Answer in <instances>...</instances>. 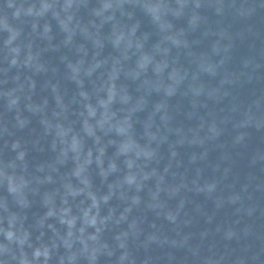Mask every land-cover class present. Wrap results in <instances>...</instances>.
I'll return each instance as SVG.
<instances>
[{"label": "water", "instance_id": "95a60500", "mask_svg": "<svg viewBox=\"0 0 264 264\" xmlns=\"http://www.w3.org/2000/svg\"><path fill=\"white\" fill-rule=\"evenodd\" d=\"M29 2L33 3L36 1L29 0ZM171 2L175 4L176 0H171ZM198 2L201 7L196 8L195 4L197 0H188L189 6L182 10L183 15L181 17H169V24L176 33L172 39L167 38L165 32L158 28L152 18L147 15L142 8L130 6L129 11L134 13V18L132 20L134 21V19H136L138 21V23H133L138 24L136 29V43L139 47L133 48L137 50V53L135 50L131 51V49H126L123 45H118L115 42V33L118 30L116 25L109 21L100 22L99 20H93L91 10L100 7L104 3V0H83L82 7L78 13H84L88 16L90 21L97 24L99 28L106 25L108 28L112 29L113 32L111 33H114V35L107 38L106 45H92L93 47H89L94 48L89 52L93 57L106 62L111 59L112 61L116 59L117 61H115L119 62L122 57L126 58L127 62H129V60L135 56L143 57L142 63L147 68V71L141 78H137V75L134 74L128 77L127 80L129 84L127 81L120 85L118 82L114 83L115 87L119 85L116 90H119V95L125 100L119 103L121 107H134L135 109V106H138L145 109L153 100L152 98L155 97L154 93L156 90L153 86V80L155 79L160 84V69L166 68L170 60L174 61L175 64L180 67L186 66L190 68V70L187 71L186 78L183 80H186V90L181 96L175 95V98L177 100L180 99L179 101L182 102L190 100L194 105L191 107H196L198 109L196 111H189V109H191L189 106L187 110L190 113L185 112L186 118H182L181 123L163 121L160 125L156 126L154 130L145 133L149 138H153L154 135L156 137L157 134L162 138L154 139V142L158 140V142L152 143V148H155V151L151 154V157H154L155 160L150 162H158L160 155L164 154L168 160L160 162L164 164L168 172L179 171L178 167L183 162L179 163L178 155H172L168 150L176 144H185L186 146L194 145L195 153L190 156V158L193 159L200 150L201 144H204V150L206 152L217 161H224L218 171L210 175L212 176L210 185L226 183L227 185L223 184V186L218 184L221 186V188H219L221 190H226L225 193L230 192V194L221 198L220 195L216 194L214 191L212 192L214 196L211 194L209 195V193H206L207 188H204V192L207 194V196L205 195V203H210L211 208H216V211H211V215L206 221H200L199 219L203 217L201 212H204L200 202L202 201L201 195L196 197L198 201L194 199L186 200L185 197L181 198L180 201H175L176 199L168 196L163 202V207L159 215L157 214V217H148V222H141V224L152 230L155 228V233L157 235L159 233L156 229L157 223H162L167 226V233H161L156 236L155 241H164L162 237H166L168 239L166 243L168 244V250L170 252L171 249L173 251L182 247L183 251L179 253H170V261L172 262L184 260L185 264H207L208 261H214L213 253H215L219 257L217 258V262H219V264H225V259L221 257L222 254L219 251V247L223 248L227 246L226 243H228V240H222L227 235V229L231 227L228 224L234 220V215H239L240 220L242 217H246V212L240 210V208L246 206L253 212L262 209L260 211L264 213V174L261 176L258 174L264 171V115H259L258 111L252 106L253 103L251 102L253 100L246 99L245 97L246 95H253L255 98L264 97L262 94L264 91V84L260 81V77L258 76L264 62V39L258 36V34L264 33V5L262 9L256 0H198ZM8 4L9 3H4V9L5 11L11 12ZM259 10H262V12H259ZM241 12H245L246 14L242 15ZM193 17H196V20L193 19ZM130 21L131 20L124 18L122 23L128 25ZM11 23L15 27L23 29L24 35L28 36V34L24 32L25 26L29 24L28 22H23L22 19H16ZM149 25H151L150 29ZM46 26L51 28L54 27V30L57 29L56 27H60L64 30L63 32L67 34L64 40H62V44L48 45L41 40L32 44V52L34 55L37 52H44L50 56L52 61L46 64L48 68L55 70L57 68L56 64L61 61L67 63V60L71 59V57L78 61L80 58L82 59L83 56L87 55L88 52L85 53L80 49L87 48L86 46H79L69 41L71 39H78V37H71V35H75L71 33V25L67 29H63L62 23L54 20L53 22H47ZM68 32L71 35H69ZM256 36L259 39L256 48H260V51H252L251 49L241 47L240 40L255 38ZM173 41H175V43ZM184 44H187L188 47L185 48ZM216 49H218V51ZM2 60L3 56L0 54V62ZM221 61H223V63H221ZM98 67L99 66L96 68ZM23 69L25 72L26 69L29 68ZM207 69H211V71H207ZM173 74L174 72L171 74H164L162 80L165 79V84L172 83V81L167 79L168 75H171L173 80L180 81L182 76L178 77ZM194 77L196 78L194 79ZM88 83V81L85 82V84ZM18 90L19 87H17L14 82L11 83V85L8 83H0V96L5 100H22L23 96ZM29 95L33 96V93ZM225 106L227 107L225 108ZM232 106H236L237 112L242 116L252 117L251 121L253 122L251 124H244L245 118L236 116L241 136L237 135L235 140H232L234 136L231 134H226L220 138L217 137L216 132L213 130L214 128L215 131L218 129L215 124H206L203 128L204 123H199L203 113H210L211 117L214 118L216 116L226 118V109L229 110ZM219 108H224L223 113L218 111ZM1 110L3 113L0 114V121H5L7 118L6 110L4 108ZM203 110L205 112H203ZM244 110H248V113H245ZM129 111L131 110L129 109ZM199 113L200 115H198ZM124 116L128 119L130 113H125ZM145 120L148 121V118L146 117ZM125 124L126 123H124V125ZM129 125L132 128V123H129ZM230 125L231 122L229 123V126ZM21 129H23L24 132H19L18 135L25 136L28 130L24 128ZM56 129L59 130L60 128L57 126ZM148 129L149 127L147 126L143 127L144 131ZM51 132L52 133L47 139V147L49 149H53L55 146L52 145L54 143L52 139L56 131ZM115 146L118 151L120 146L118 144H115ZM140 146V144H137L136 149L141 150L142 148ZM157 146H160V148H157ZM0 153L4 156L7 155L2 148ZM181 157H183V155H181ZM126 162L128 167L133 166L134 163H139L136 158H127ZM239 162L247 166L243 165L240 167ZM4 163L5 161L0 157V166H3ZM74 167L80 168L82 167V163L76 160ZM138 169L144 170L143 167H138ZM185 173L186 172H183V174H179L178 176L173 175L175 178H173L171 174L168 181L173 183L174 181L176 182L177 180L183 179ZM129 176L132 175L129 173ZM256 176L258 177L255 178ZM208 177L209 176L206 178ZM245 177H247L248 180L245 184V190L242 188L241 191L242 193L244 192V196L242 198L238 197L233 201L234 195L232 193L236 192L234 189L244 185L245 182L242 180ZM185 179L187 182L191 181L187 175ZM131 186L136 187V185ZM200 191L203 192L202 189ZM45 196L46 198L53 196V192ZM65 196L66 198L62 200L64 202H62L61 205L66 209L70 206L69 203L73 204V201L69 195L65 194ZM217 198L219 200L218 203H216ZM142 200L143 201H137L135 204L136 207L133 206V208L138 212L152 210L150 198L145 197V200L143 198ZM41 203V207L43 208H47L52 204L50 199H46ZM23 204L24 203L20 201L19 207H22ZM202 206L206 209L208 208L207 205ZM235 208L238 210L234 213ZM119 209L120 203L114 200V211ZM168 211L177 216L175 223L167 217L165 220L158 218V216L163 218ZM196 213L202 215L195 221L202 224L199 230L204 232L203 236L201 234L197 236L193 235L191 232L192 228L188 226V223H190L189 219ZM216 217H218V224L217 221L213 220L215 223L211 227V220L214 218L216 220ZM257 220L264 221V217L261 216ZM245 225L249 226L248 224ZM253 227L256 226H252L251 229H253ZM259 230V236L263 237L264 229L260 228ZM130 231H133L132 227ZM207 232L210 238H208ZM35 233L36 227H32V230L29 232L30 241L35 239ZM104 236L105 233H103V238ZM131 236L132 233H129L128 238ZM240 237H243L242 233H240ZM192 239L193 246L190 245ZM213 239L215 241H213ZM257 239L260 240V237H257ZM259 247V252L255 255L264 260V244L261 245L259 243ZM110 248L114 251V254L109 256L106 252L104 255L97 256L95 264H97L100 258L103 259L101 264H113L117 262L116 256L119 257L120 255L118 244H113ZM124 251L125 250H122L121 253ZM135 260L136 264H145L137 258H135ZM153 264H166V262L159 258V260Z\"/></svg>", "mask_w": 264, "mask_h": 264}, {"label": "clouds", "instance_id": "9594fccd", "mask_svg": "<svg viewBox=\"0 0 264 264\" xmlns=\"http://www.w3.org/2000/svg\"><path fill=\"white\" fill-rule=\"evenodd\" d=\"M83 0H36V2L25 5L21 3L19 6L14 2L8 4L9 8H14L13 17L20 20L22 17L30 18L32 35L39 39H49L47 22L49 17L56 22L71 25L73 31L79 29L80 25L76 20V16L82 7ZM139 7L149 15L153 22L158 26L161 31H164L168 39H172L176 33L172 30L169 24V17H181L183 15V9L189 6L188 0H176L173 4L171 0H104V3L91 10V16L93 20H99L100 22L109 21L117 26V32L115 33V42L118 45H123L126 49L138 48L136 43V29L138 24L127 25L122 23L124 18L132 20L134 13L129 11V7ZM196 8L201 7L197 0L195 4ZM241 14H246L241 12ZM196 20V17H193ZM43 21V23H41ZM92 28H95L93 23ZM0 30L7 31L9 33L8 39L5 41V48L7 49L6 60L9 63L10 68H32L36 67L39 60V53L35 55L32 52L33 39H28L27 42L24 38L23 29L17 28L9 23L7 17L0 18ZM95 34V33H94ZM175 43V41H173ZM187 48L188 45L184 44ZM218 51V49H216ZM23 57V59H22ZM223 63V61H221ZM141 68L144 67L142 64ZM77 71L78 74L84 76L91 75V72L87 67L81 65ZM211 71V69H207ZM143 76L142 72L137 73V78ZM187 76L184 72L180 81H174L171 75L167 76V79L172 81L171 84H165V79L160 82L159 87L167 92L168 88L173 84L176 86L181 83ZM196 77H194L195 79ZM82 96H85L84 92H81ZM120 99L123 102V98L119 97V93H113L109 91L107 102L100 100L98 103L101 107L107 109V105L112 102L113 99ZM16 103L15 100L12 101ZM107 116V111L104 113ZM88 116L95 119L97 117V111L91 106H88ZM101 123V121H96ZM130 129V125L128 126ZM215 131V128L213 129ZM91 134V129H88ZM118 132L123 133L125 136L130 135V132L125 129H117ZM155 138V135L154 137ZM60 144L63 147V151L74 154V158L84 157L83 147L80 145L75 135H69L64 133L60 135ZM133 154L136 159H140V152L134 150ZM175 155V153H173ZM92 153H87V162L91 163ZM144 156L147 157L148 153L145 152ZM22 159V157H20ZM99 161V156L96 157ZM112 167V166H110ZM139 167V166H138ZM143 174L139 176H128L126 183L128 185H136L137 191L140 190L144 181L150 179L153 172L143 171ZM0 180H3L8 185V191L15 197L22 189L28 186V181H25L22 177L16 173V165L14 163H6L0 166ZM214 188V185L209 186V191ZM159 195L157 192L156 196ZM155 198V197H154ZM95 200V197H93ZM133 198V203H135ZM96 207L97 205H93ZM91 209L84 213L85 224L89 226H95V232L85 231L84 228H78L75 232L69 231L67 237H61L59 242H54L51 245L35 246L30 242L29 236L23 231L22 226L14 220H9L7 227H0V264H48L49 260L53 261L54 256L58 250L63 247L67 254L58 257V264H79L80 259L83 257L88 261V264H95L97 256L103 252H107L109 256L114 254V251L110 248L109 244L103 240V225L104 221H100L101 226H97V216H90ZM167 218L173 223L176 222L177 216L171 212L167 213ZM128 220L127 216L120 215L115 219L114 223L119 225L122 222ZM70 227L73 225V221H66ZM131 227L135 229L137 222L133 221ZM128 232H122L118 234L115 239L118 242V247L125 250L120 256L118 264H136L134 256L128 250V245L125 242V238L128 237ZM80 245L77 249L76 245ZM253 260H259L260 257L256 256ZM145 264H148L146 261ZM207 264H219L216 261H208ZM234 264H247L246 259L237 258ZM264 264V262H262Z\"/></svg>", "mask_w": 264, "mask_h": 264}]
</instances>
